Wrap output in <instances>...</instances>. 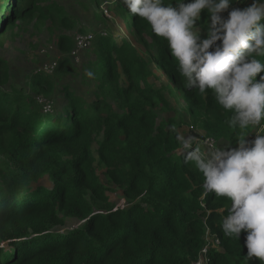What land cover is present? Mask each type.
<instances>
[{
    "label": "trees",
    "instance_id": "obj_1",
    "mask_svg": "<svg viewBox=\"0 0 264 264\" xmlns=\"http://www.w3.org/2000/svg\"><path fill=\"white\" fill-rule=\"evenodd\" d=\"M44 1L1 0L0 38L34 14L66 30L86 31L56 1ZM250 3L235 0L231 7ZM113 4V11L129 17L148 56L106 28V34L96 32L92 58L81 67L88 98L68 85L55 93L59 80L78 74L70 60V34L57 36L61 58L52 73L31 70L25 87L8 84L7 64L0 60V264H192L204 246L208 264H260L245 257L244 233L238 241L222 232L231 201L205 195L202 173L177 152V127L184 121L171 97L180 98L182 115L216 142L235 144L240 132L227 124L233 113L216 103L211 90L187 88L166 40L132 16L122 0ZM152 64L170 87L150 82L156 79ZM38 98L57 102L45 106ZM95 165L126 197L127 207L114 209ZM65 217L81 224L56 230Z\"/></svg>",
    "mask_w": 264,
    "mask_h": 264
},
{
    "label": "clouds",
    "instance_id": "obj_2",
    "mask_svg": "<svg viewBox=\"0 0 264 264\" xmlns=\"http://www.w3.org/2000/svg\"><path fill=\"white\" fill-rule=\"evenodd\" d=\"M234 2L122 0L132 16L166 40L186 87L201 94L211 90L216 103L233 113L227 124L240 132L235 144L178 139L184 163H194L204 177V194L231 201L220 225L223 234L239 241L244 233L245 257L264 264V128L252 138L248 133L264 121V0L243 8L231 7Z\"/></svg>",
    "mask_w": 264,
    "mask_h": 264
},
{
    "label": "rangeland",
    "instance_id": "obj_3",
    "mask_svg": "<svg viewBox=\"0 0 264 264\" xmlns=\"http://www.w3.org/2000/svg\"><path fill=\"white\" fill-rule=\"evenodd\" d=\"M1 1V0H0ZM52 0H47L43 2V5L51 3ZM64 7L66 13L75 20L76 26H81L86 28L85 32H77L76 30H66L59 23L53 24L50 19L43 20L38 18V14H34L31 19L28 20H18L15 24L10 25L5 34L0 38V60H3L7 64L9 71V85L15 87H25V76L34 69L37 70H50L51 66L54 68L58 60L61 58V53L57 47V36L60 33H67L72 36L73 39L77 35L92 33L94 36L96 32L102 31L105 33V28L108 33L113 34L119 41H128L129 43L135 44L139 52L148 56L147 52L144 50V44L136 41L133 30L130 26L129 17L125 13L118 11H113L114 4L113 0H54ZM98 3H101L102 7L109 4V18L106 22H102L99 18ZM100 7V9L102 8ZM102 11V9H101ZM98 15V16H97ZM107 17V16H106ZM143 39V37H142ZM150 43V41H149ZM91 45L81 50L77 56L70 58L74 70L78 73L77 75H67L59 82H57L56 91L60 88L59 85H68L71 90L75 93L81 95L84 98H88L90 93L87 87L81 79V67L88 62L92 56H88V51ZM73 56V55H71ZM156 79H151L150 82L159 87L160 85L169 86V82L165 76L152 64ZM60 83V84H59ZM58 98V97H56ZM59 101V98H58ZM55 105L57 100L54 101ZM53 101L41 100V104L45 106H54ZM171 106L173 108H178L180 113L177 114L184 123L177 127L178 136H191L192 133L197 134L198 140L204 138L202 131L196 129L190 122L188 117L182 115V101L180 98L174 96L171 97ZM162 114V113H159ZM261 126L254 128L249 138L254 136V133H259ZM214 145L225 146L227 143L225 141L214 142ZM201 147L203 151L204 147ZM178 153L183 152L182 148L177 150ZM96 166V173L98 174L101 183L104 185L105 194L108 201L114 205L116 208H125L128 205V200L122 194V192L116 188L113 181L105 176L102 172L103 168L101 166ZM42 184L49 186L47 180H43ZM64 226L58 227L56 230L59 231H69L74 227L81 224L79 219L65 217L63 219Z\"/></svg>",
    "mask_w": 264,
    "mask_h": 264
},
{
    "label": "built area",
    "instance_id": "obj_4",
    "mask_svg": "<svg viewBox=\"0 0 264 264\" xmlns=\"http://www.w3.org/2000/svg\"><path fill=\"white\" fill-rule=\"evenodd\" d=\"M104 5H107L105 7H102L103 9V14L106 18H109L110 14H109V4H104ZM94 34L92 33H87V34H81V35H77L75 37V47L74 49L71 51V55H73L72 57H75L78 55V53L81 51V50H84L86 48H88L93 39H94ZM53 71V67L51 66L50 70H46L45 67H44V70L40 72H43V73H46V74H51ZM38 102L41 103V99L38 98ZM201 142H207L208 144H212L214 145V140L209 138V137H205L203 139L200 140ZM205 145L202 143V147H204ZM211 243L215 246H218V240L216 238H211ZM192 264H208V259H207V246H204L200 253H199V256L198 258L192 263Z\"/></svg>",
    "mask_w": 264,
    "mask_h": 264
}]
</instances>
